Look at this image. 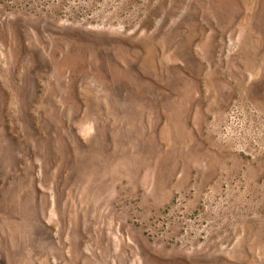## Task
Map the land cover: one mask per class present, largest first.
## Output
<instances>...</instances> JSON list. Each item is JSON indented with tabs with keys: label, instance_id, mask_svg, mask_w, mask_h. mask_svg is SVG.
<instances>
[{
	"label": "rangeland",
	"instance_id": "obj_1",
	"mask_svg": "<svg viewBox=\"0 0 264 264\" xmlns=\"http://www.w3.org/2000/svg\"><path fill=\"white\" fill-rule=\"evenodd\" d=\"M0 264H264V0H0Z\"/></svg>",
	"mask_w": 264,
	"mask_h": 264
}]
</instances>
